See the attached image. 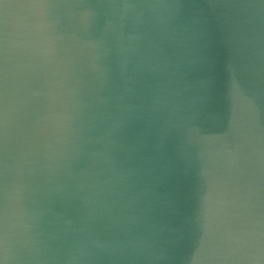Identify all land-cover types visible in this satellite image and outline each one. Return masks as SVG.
<instances>
[{
	"label": "water",
	"instance_id": "1",
	"mask_svg": "<svg viewBox=\"0 0 264 264\" xmlns=\"http://www.w3.org/2000/svg\"><path fill=\"white\" fill-rule=\"evenodd\" d=\"M0 264H264V0H0Z\"/></svg>",
	"mask_w": 264,
	"mask_h": 264
}]
</instances>
